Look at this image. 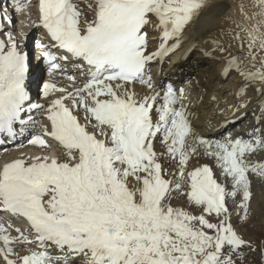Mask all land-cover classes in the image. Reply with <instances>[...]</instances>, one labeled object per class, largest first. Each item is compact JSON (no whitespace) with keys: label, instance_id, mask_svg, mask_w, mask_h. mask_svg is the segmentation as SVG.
<instances>
[{"label":"snow or ice","instance_id":"1","mask_svg":"<svg viewBox=\"0 0 264 264\" xmlns=\"http://www.w3.org/2000/svg\"><path fill=\"white\" fill-rule=\"evenodd\" d=\"M88 7L91 20L77 0H38L37 27L52 42L36 45L42 59L53 72L76 62L82 77L43 83L46 104L26 88V37L0 24V136L15 138L39 110L47 123L29 142L45 146L51 137L66 149L62 159L19 158L0 168V210L29 225L16 237L0 225V264H237L252 245L232 216L247 218L253 180L264 182V129L198 134L187 91L158 84L148 70L180 46L203 0H93ZM254 7L264 17V0ZM30 8L13 0L16 13ZM0 21L11 24L7 14ZM149 25L160 40L152 52ZM237 27V43L213 41V51L264 93V34ZM240 101L247 107L245 95ZM176 193L181 206L173 204ZM17 247L34 250L20 256Z\"/></svg>","mask_w":264,"mask_h":264},{"label":"bare ground","instance_id":"2","mask_svg":"<svg viewBox=\"0 0 264 264\" xmlns=\"http://www.w3.org/2000/svg\"><path fill=\"white\" fill-rule=\"evenodd\" d=\"M24 2L30 3L31 8L22 13L13 12V0H7L6 11L3 10V15L13 12L12 15H15L18 20L17 28L21 36L25 30V25L26 29L33 24L37 25L35 0H24ZM77 2L85 18L91 20L93 13L88 5L93 0H77ZM254 3L255 0H203V7L186 26L183 33L185 38L181 41L180 46L171 53L155 60L152 67H150V78L153 81L166 86L167 83L171 86L179 84L178 87L187 91L191 101L192 119L198 134L220 138L228 132L247 135L255 128L264 129V122L260 120L261 116L264 115V93L258 91L259 83L243 80L232 65L226 64L224 58L213 51L215 47L213 41L237 43L232 39V35L240 31L238 25L246 28L258 27L260 33L264 34V17L255 15L258 9L254 7ZM2 8L4 9V4ZM0 24H2V21H0ZM31 29L36 28L34 26ZM145 31L148 33V51H156L160 43L159 34L154 31L151 25L147 26ZM241 35L246 34L241 32ZM0 38L2 37L0 36ZM41 43L50 45L42 41ZM246 43L247 40L245 39V45ZM31 47L33 49V46ZM31 47H28V51ZM237 50L234 48V52ZM38 51L41 53L40 49ZM193 52L196 54L195 57H198L196 60L191 58ZM244 52H247L246 47ZM37 57L34 59H37ZM33 61H30L29 64L27 86L33 87L31 93L35 97V94H37L35 84L41 78L43 60ZM74 63L61 62L62 67L59 72L71 74L76 72L75 78L80 81L82 79L80 71L74 69L76 66L79 67V64ZM31 75H34V77H30ZM43 78L40 80L41 94L42 85L45 82L54 81L58 86H64L68 83L66 78L61 81L55 75H46ZM142 87L139 83L136 84L137 91ZM241 95H245L248 101L247 107L242 106ZM33 114H36L35 110ZM36 120L34 121L36 122ZM39 121L41 125L46 124L45 115L44 119L40 118ZM36 135H38L37 132H32L31 139ZM39 135H42V132H39ZM5 138L6 136L3 137L4 140ZM45 139L50 147L42 148V146L32 145L29 142L28 145L24 143L16 146L11 149L12 151L9 148L2 149L0 152V168L6 163L18 159L17 157L23 158L24 154L29 155V159L36 156L62 159V156L57 155L59 150H56V148L63 151H66V149L51 137H45ZM6 141L3 142L2 147H6ZM252 193L247 218H244L243 213H241L239 219L236 215H233L232 222L243 239L249 241L252 245V249L247 247L242 249L243 256L241 259L244 262L250 259L252 262L258 261L264 264V182H261L259 178L253 180ZM183 202L184 197L181 200L178 198L173 200V204L176 206L183 205ZM15 222L13 221V226H15ZM0 225L4 226L6 222L2 221ZM17 250L22 251L23 247H17ZM19 255L23 256L25 253Z\"/></svg>","mask_w":264,"mask_h":264},{"label":"rangeland","instance_id":"3","mask_svg":"<svg viewBox=\"0 0 264 264\" xmlns=\"http://www.w3.org/2000/svg\"><path fill=\"white\" fill-rule=\"evenodd\" d=\"M5 1V0H4ZM3 6H2V4H1V0H0V16H3V10H5L6 11V8H7V0H6V2H5V9H3L2 8ZM2 9V10H1ZM14 12V11H13ZM13 12H9V13H7V16H8V18L11 20V24H9V23H7L6 21H2V26H3V29H4V32H11L14 36H16L18 39L20 38V37H22L23 36V34L24 35H26V40H25V42L26 43H28V46H30V42H31V44H33L32 42V40H33V38L36 36V34H37V30H39L38 28H37V25H35V24H33L31 27H28L27 29H26V25H25V30L23 31V34H22V36L20 35L21 33H19V30H18V28H17V26H18V20L15 18V15H12L13 14ZM30 26V25H29ZM34 26H35V28L37 29H31V28H34ZM16 28V29H15ZM0 36L3 38V33H0ZM25 42L22 40L21 41V44H22V46H21V44H20V46H21V48L24 50L25 49ZM29 53H30V51H29ZM195 52H193L192 53V57L191 58H193V60H196L198 57H195ZM207 57V56H206ZM190 58V59H191ZM38 60H43L42 58H39V57H37V59L36 60H34L35 62H37ZM31 62H32V60H30ZM33 61V62H34ZM66 71V70H65ZM150 74V73H149ZM67 79V78H66ZM66 82H67V80H66ZM39 86V88H40V90H37V102L38 103H41V104H46V100L44 99V97L42 96V94L40 93V91H41V85H38ZM40 98V99H39ZM42 99V100H41ZM35 112H36V114H35V119L34 120H36V122H37V124H36V122L34 121L33 122V124H32V129L33 130H31L30 129V131H27V129L29 128V125L30 124H27V125H25V134L24 135H22V136H20V137H17L16 139H15V141H13L9 146L7 145V141H6V147H3L2 149H4V148H9L10 150L11 149H13V148H15L16 146H20V145H23L24 143H26L25 145H28V143H29V141L31 140V137H32V132H37V134L39 135V132H43V130H42V128H41V123H40V121H39V119L41 118V119H44V114H43V112H41V111H38V114H37V110H35ZM37 117V118H36ZM39 124V125H38ZM49 144H45V146H42V148H45L46 146H48ZM48 147H50V146H48ZM56 150H59V154L57 153V155L58 156H62V157H64V155L66 154V151L64 150H62V149H57L56 148ZM12 151V150H11ZM0 152H1V148H0ZM24 154V153H23ZM28 156L29 155H26V154H24L23 155V158H25V159H29L28 158ZM18 159H19V157H17ZM175 198H178L179 200H181L182 198H183V195L182 194H180V193H177L176 194V197ZM26 250V251H25ZM31 250H34L33 248H29V247H23V250L21 251H18V252H20V253H25V254H27L29 251H31ZM245 257H247V256H245ZM254 260V259H253ZM244 261L242 260V259H239L238 261H237V264H262V263H260V262H258V261H250V259L249 260H247V261H245L244 263H243ZM257 262V263H256ZM74 264H79V261H75L74 262Z\"/></svg>","mask_w":264,"mask_h":264}]
</instances>
